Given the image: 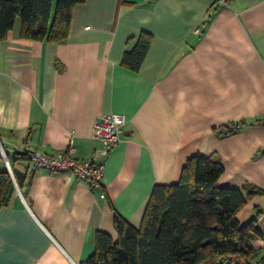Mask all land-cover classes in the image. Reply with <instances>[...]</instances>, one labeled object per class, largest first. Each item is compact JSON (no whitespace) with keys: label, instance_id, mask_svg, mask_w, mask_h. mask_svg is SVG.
<instances>
[{"label":"crops","instance_id":"0c3cea01","mask_svg":"<svg viewBox=\"0 0 264 264\" xmlns=\"http://www.w3.org/2000/svg\"><path fill=\"white\" fill-rule=\"evenodd\" d=\"M142 31L151 41L132 69L122 56ZM111 112L125 123L100 155L92 127ZM69 144L102 163L101 185L17 156ZM3 151L14 188L0 206V264H84L96 232L116 239L115 214L139 227L153 186L177 182L195 153L222 164L216 185L263 194L264 0H83L62 42L23 37L15 17L0 40V169ZM257 195L236 216L259 211L250 247L262 257Z\"/></svg>","mask_w":264,"mask_h":264},{"label":"trees","instance_id":"16d2710c","mask_svg":"<svg viewBox=\"0 0 264 264\" xmlns=\"http://www.w3.org/2000/svg\"><path fill=\"white\" fill-rule=\"evenodd\" d=\"M83 0H0V40L21 21V34L30 40L62 42L68 35L73 7ZM151 34L142 31L135 45L126 50L122 64L137 69L148 49ZM18 157L28 154L20 153ZM223 166L216 156L195 153L185 163L177 182L155 184L142 222L135 227L114 215L117 238L97 231L95 248L84 264H230L245 259L264 262L250 247L262 237L259 211L241 223L236 213L246 199L262 191L218 186ZM19 188L23 184L17 179ZM14 185L6 166L0 169V206Z\"/></svg>","mask_w":264,"mask_h":264},{"label":"built area","instance_id":"2783aa9c","mask_svg":"<svg viewBox=\"0 0 264 264\" xmlns=\"http://www.w3.org/2000/svg\"><path fill=\"white\" fill-rule=\"evenodd\" d=\"M229 0H218V4L226 5ZM125 117L121 113L111 112L109 114L99 115L94 121L91 136L100 140V155H104L114 147L120 140V132ZM74 146L69 144L66 149L57 150L54 153L39 152L29 150L28 161L35 167H41L51 172L69 171L78 178L86 181L90 187H96L102 184L103 165L97 157L77 159L73 156ZM4 162L10 174L11 168L4 151ZM101 197H105L103 192ZM230 264H250L245 259L231 261ZM260 264H264L260 263Z\"/></svg>","mask_w":264,"mask_h":264},{"label":"rangeland","instance_id":"374dc122","mask_svg":"<svg viewBox=\"0 0 264 264\" xmlns=\"http://www.w3.org/2000/svg\"><path fill=\"white\" fill-rule=\"evenodd\" d=\"M256 200H257V202H255V203H258V209L263 211V216H260V218L262 219V218H264V193L257 195ZM248 219H246L244 221L242 220L240 222L243 223V222L247 221Z\"/></svg>","mask_w":264,"mask_h":264},{"label":"water","instance_id":"95a60500","mask_svg":"<svg viewBox=\"0 0 264 264\" xmlns=\"http://www.w3.org/2000/svg\"><path fill=\"white\" fill-rule=\"evenodd\" d=\"M11 177H12V179H13V176H12V174H11Z\"/></svg>","mask_w":264,"mask_h":264}]
</instances>
